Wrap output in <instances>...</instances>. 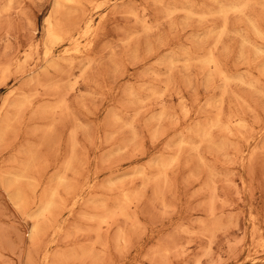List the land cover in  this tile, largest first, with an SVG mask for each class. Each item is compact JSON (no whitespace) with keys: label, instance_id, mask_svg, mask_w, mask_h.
<instances>
[{"label":"rangeland","instance_id":"obj_1","mask_svg":"<svg viewBox=\"0 0 264 264\" xmlns=\"http://www.w3.org/2000/svg\"><path fill=\"white\" fill-rule=\"evenodd\" d=\"M57 1L0 0V264H264V0H80L49 57Z\"/></svg>","mask_w":264,"mask_h":264},{"label":"bare ground","instance_id":"obj_2","mask_svg":"<svg viewBox=\"0 0 264 264\" xmlns=\"http://www.w3.org/2000/svg\"><path fill=\"white\" fill-rule=\"evenodd\" d=\"M107 1V0H106ZM92 3V2H91ZM111 3V2H110ZM113 3V2H112ZM107 4V3H106ZM70 5V6H76L77 8L79 7L80 9L83 10V15L82 16H78V18H76L73 22V24H71V27H65V26H58V23L55 22L54 17H49L46 21H45V26H46V34L48 36V45L45 48V55L49 56L50 54H54V48L55 46H58L59 44H71L73 42L77 43V40H84L83 38L88 39V37L92 36V33H94V15L97 12L98 8L97 6L94 9L89 10L88 8H86V4L81 2L80 0H58L57 1V5H56V12L61 11V9H63V7ZM88 5V4H87ZM91 5V4H90ZM89 5V6H90ZM92 6V5H91ZM107 7V6H106ZM100 9V6H99ZM102 12V11H101ZM81 13V14H82ZM55 16V15H54ZM57 16V15H56ZM59 19V18H58ZM57 19V20H58ZM56 20V21H57ZM69 25V24H68ZM99 31V30H98ZM95 35V34H94ZM46 36V38H47ZM93 38V36H92ZM82 42V41H79ZM75 43H73V45H75ZM86 43V42H85ZM84 43V44H85ZM90 44V43H89ZM88 44V46L90 47V45ZM92 44V43H91ZM87 45V44H86ZM78 46V44H77ZM76 46V47H77ZM87 46V47H88ZM71 51L73 49L74 46H71ZM83 47V45H82ZM85 47V45H84ZM63 48V47H62ZM75 48V47H74ZM80 47H78L79 49ZM64 49V48H63ZM66 49V48H65ZM70 49V46L69 48ZM78 49L75 48L74 51H76V53L78 52ZM91 49V48H90ZM57 50V49H56ZM62 50V49H61ZM67 50V49H66ZM65 50V52H66ZM60 51V50H58ZM63 52V53H65ZM70 51H68L69 53ZM62 53V54H63ZM67 53V52H66ZM66 53L64 55H66ZM75 52H71V54ZM82 53V52H81ZM57 55V54H56ZM77 55V54H76ZM68 56V55H67ZM78 56V55H77ZM50 57V56H49ZM58 58V57H57ZM27 203V202H26ZM73 211V210H72Z\"/></svg>","mask_w":264,"mask_h":264}]
</instances>
